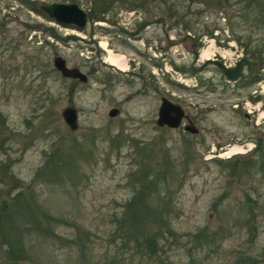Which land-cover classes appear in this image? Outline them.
Instances as JSON below:
<instances>
[{"label": "rangeland", "instance_id": "obj_1", "mask_svg": "<svg viewBox=\"0 0 264 264\" xmlns=\"http://www.w3.org/2000/svg\"><path fill=\"white\" fill-rule=\"evenodd\" d=\"M63 1L88 10L83 29L35 8ZM241 6L0 0V201L20 193V206L29 205H8L14 216L0 233L21 240L23 258L9 259L0 245V264H150L132 242L122 244L124 227L114 221L143 185L140 170L153 176L136 211L149 231L173 232L159 254L164 264L260 259L264 159L253 149L258 142L264 157V22H245ZM103 43L124 57L125 70L105 62ZM210 45L215 51L201 57ZM56 55L87 81L62 78ZM221 68L243 79L227 80ZM162 97L183 108L196 134L156 126ZM67 105L77 113L74 130L60 116ZM110 108L118 113L108 116ZM235 146L241 152L224 154ZM251 158L256 165L244 171Z\"/></svg>", "mask_w": 264, "mask_h": 264}, {"label": "trees", "instance_id": "obj_2", "mask_svg": "<svg viewBox=\"0 0 264 264\" xmlns=\"http://www.w3.org/2000/svg\"><path fill=\"white\" fill-rule=\"evenodd\" d=\"M239 1L242 2L241 7L243 8L244 14H245L242 16V18L245 22L246 21H248L249 23L252 22V25L261 24V21L264 22V16H263L264 7L261 5V2H259L258 0H239ZM141 6H144V5L142 4ZM30 8L35 11V8H33V6H30ZM253 12L256 13L254 15V18L257 17V20L252 19L253 17L248 16L250 14H253ZM221 73L223 75V78L227 80L236 81V80H239L240 78L243 79V75H241L240 72L237 71L236 68L234 69L221 68ZM255 80H256V77L254 76L249 77L248 81H244V83H251V82H254ZM256 146L257 147L253 149L254 152H256V150L258 152L255 154V158H259V160L262 159L263 161L264 159L263 153L258 148L259 147L258 142L256 143ZM245 163H247L246 165L247 167L243 170L248 171V172H250V170H252L254 166L256 165V161L252 160V158L249 159V161H245ZM140 175H141V180L143 182L142 183L143 185L140 186V189L137 190L135 194L130 198V200L126 203V205H124L123 212H122L123 214H121L120 218H116V220L114 221L119 225V227L121 226L124 227V232L122 231L123 233H121V237L123 239L122 244L127 245V241H130L133 243V246L136 252L138 250L139 252H141L142 255L146 257V259H151L150 264H164L163 261L160 259L159 254L162 252L163 248L166 246L169 236L171 237L173 236V232L169 229H165V230L156 229L153 232L149 231L147 229V222L149 221H147L144 218V213H140L139 210L136 211L135 206L138 205L139 203L142 205L141 208H143L144 205H146L145 200L149 192H145V189L147 188L146 187L147 184L144 182L152 181V180H146L147 175H149L150 178L153 176L152 173L150 174V173H147L146 171H141V170H140ZM13 181L15 182L14 185L18 186L19 181H15V180ZM142 194H144L145 196L144 195L142 196ZM14 196L15 197L12 198V201L14 202H11V201L6 202L3 199L0 201V227L14 216V213H12L10 211L11 209H9L10 205L17 207L18 209L21 208L22 206L25 207V209H27V206H29L26 202H23L22 206H20L19 204L20 203L19 198L21 197L20 193H17ZM150 214H155V213L150 212ZM156 217L157 216L154 215L151 218V220L155 219ZM49 234H52V232H49ZM165 234H167V237L165 236ZM195 236L196 238L199 236L202 237L203 233L202 232L197 233V235ZM203 238L205 237L203 236ZM20 241L21 240L18 237L12 238L6 232L0 233V245L5 246V251L9 259L15 260V259L23 258V255L20 253V250L22 248ZM160 241H163V242L160 244L159 243ZM201 243L203 242L201 241L198 244H201ZM113 258L114 257H111L110 260L108 261L113 263L114 262ZM233 264H264V253L260 257V259H258L256 255L255 256L247 255L243 257L241 256L238 259H236L235 263Z\"/></svg>", "mask_w": 264, "mask_h": 264}, {"label": "water", "instance_id": "obj_3", "mask_svg": "<svg viewBox=\"0 0 264 264\" xmlns=\"http://www.w3.org/2000/svg\"><path fill=\"white\" fill-rule=\"evenodd\" d=\"M36 10L51 21L64 26H73L83 29L89 21L88 10H84L77 3L71 1L63 2H40ZM52 67L62 78L78 80L81 83L87 81V75L77 67L67 66L66 60L59 55L52 58ZM108 116L112 117L118 113L117 108H110ZM64 124L71 130L77 127V113L73 106H64L60 111ZM184 121V122H183ZM155 124L158 127L176 129L181 126L182 130L190 134L198 132L191 118L184 112L183 108L167 98H160L156 109Z\"/></svg>", "mask_w": 264, "mask_h": 264}, {"label": "bare ground", "instance_id": "obj_4", "mask_svg": "<svg viewBox=\"0 0 264 264\" xmlns=\"http://www.w3.org/2000/svg\"><path fill=\"white\" fill-rule=\"evenodd\" d=\"M102 48L104 49V51L106 52V56H105V62L110 65L113 66L114 68L118 69V70H125L127 68V64L126 61L124 59V57L122 55L119 54H115L113 52H111L110 50H108L105 46V44H102ZM215 49L212 45H210L203 53L201 57H205L208 58L209 55L214 52ZM237 152H241V147L240 146H235L229 149V151L227 153H224L226 156L230 155V154H234Z\"/></svg>", "mask_w": 264, "mask_h": 264}, {"label": "built area", "instance_id": "obj_5", "mask_svg": "<svg viewBox=\"0 0 264 264\" xmlns=\"http://www.w3.org/2000/svg\"><path fill=\"white\" fill-rule=\"evenodd\" d=\"M263 88V87H262ZM262 91H264V89H262Z\"/></svg>", "mask_w": 264, "mask_h": 264}]
</instances>
